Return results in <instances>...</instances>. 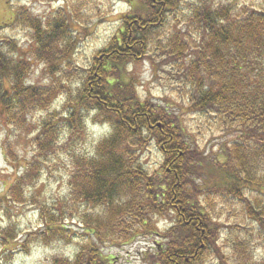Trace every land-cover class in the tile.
I'll return each instance as SVG.
<instances>
[{"label":"trees","instance_id":"trees-1","mask_svg":"<svg viewBox=\"0 0 264 264\" xmlns=\"http://www.w3.org/2000/svg\"><path fill=\"white\" fill-rule=\"evenodd\" d=\"M60 1L43 18L18 5L1 28L17 37H0V123L14 131L46 113L32 130L35 156L9 187L6 202H29L23 193L58 151V138L85 130L87 109L110 128L90 155L71 157L63 199H31L39 216L33 235L45 245L76 246L49 264H112L104 250L137 238L162 240L140 254L145 264H264V6L139 0L140 11L121 16L72 90L62 82L71 83L76 47L106 12L96 11L94 0ZM182 8L188 15L177 20ZM19 33L32 46V60L21 53ZM145 60L154 76L177 80L180 108L139 96V80L128 67ZM33 62L43 66L50 84L28 82ZM59 100L60 108L49 113ZM184 113L200 116L230 141L217 149L197 144ZM233 202L244 214L243 228L229 223ZM12 231H3V245L15 241Z\"/></svg>","mask_w":264,"mask_h":264},{"label":"rangeland","instance_id":"rangeland-1","mask_svg":"<svg viewBox=\"0 0 264 264\" xmlns=\"http://www.w3.org/2000/svg\"><path fill=\"white\" fill-rule=\"evenodd\" d=\"M96 3L95 10L102 14L106 12L104 19L96 20L98 22L90 29V36H81L75 50V71L71 76V83L63 81L62 85L70 86L72 90L78 88L77 79L81 74L82 68L86 67L95 52L105 48L111 37L120 27V18L122 15L130 12L140 11L139 0H94ZM213 7H220L227 3L241 7L243 5L260 7L264 6V0H208ZM102 3V4H101ZM18 5L26 6L30 12L37 17H45L50 11L61 7L60 0L55 3H39L34 1L19 0H0V37L16 36L10 28L1 29L4 25L9 24L14 17L15 8ZM188 15V10L182 8L177 12V20ZM17 37V36H16ZM21 43V53L27 60H32L31 45L22 39V33L18 34ZM32 73L28 79L30 84H50V77L46 74L42 65L32 64ZM129 71L135 73V77L139 80L138 94L141 98H149L156 104L167 108L168 110L180 108V89L177 80L160 79L162 72L154 76L155 71L148 61H140L137 64L130 65ZM64 87V88H65ZM71 101V100H70ZM72 103V101H71ZM49 113L60 108L61 101H56ZM186 113V112H185ZM182 114L184 120L188 123L189 130L195 134V142L205 147H214L217 149L221 143L230 141L231 138L219 132L212 130L204 119L200 116H191ZM46 113L30 116L27 124L23 128H16L12 131L0 123V264H49V260L53 257H67L71 255L76 246L64 242H51L45 245L34 234L35 227L38 224L39 216L37 206L32 205L33 196L40 204H50L55 200L63 199L68 193V177L71 173V157L74 154L90 155L97 144L110 129L101 117H97V113L91 109L85 111V130L77 131L72 137L65 139V136L58 138V151L51 153L48 159L42 163L40 176L33 187L30 186L23 193L24 198L29 202L24 204H12L6 202V192L17 176L24 173L26 166L34 158L35 148L32 144L35 131H32L43 118ZM97 118V119H96ZM204 121V122H203ZM186 123V124H187ZM66 130V125L63 131ZM72 131V129H70ZM197 130V132H196ZM13 155V159L10 154ZM152 159L150 160V163ZM5 198V199H4ZM35 199V198H34ZM229 213V223L236 221L243 224L244 214H238L240 206L233 202ZM42 206V205H40ZM219 205H217V209ZM228 209V207L226 208ZM225 218V215L223 216ZM166 222L160 220L159 227L163 229ZM241 224V227L243 226ZM6 228H12V234L15 235V241L11 240L8 244L3 245L2 235ZM243 228V227H242ZM32 233V234H30ZM225 234L223 235V237ZM38 240V241H37ZM26 241L25 247L22 242ZM162 240L155 238H137L132 243L121 247H108L104 251L113 259L112 264H145L141 261L140 254L143 252H152L154 248L160 246ZM7 257V259H5Z\"/></svg>","mask_w":264,"mask_h":264}]
</instances>
